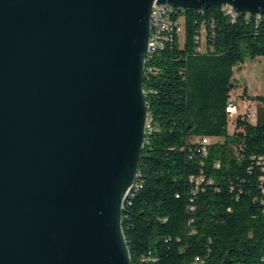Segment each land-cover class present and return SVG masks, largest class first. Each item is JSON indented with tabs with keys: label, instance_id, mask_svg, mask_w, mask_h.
I'll list each match as a JSON object with an SVG mask.
<instances>
[{
	"label": "water",
	"instance_id": "water-1",
	"mask_svg": "<svg viewBox=\"0 0 264 264\" xmlns=\"http://www.w3.org/2000/svg\"><path fill=\"white\" fill-rule=\"evenodd\" d=\"M155 3L264 15V0H0V264H132Z\"/></svg>",
	"mask_w": 264,
	"mask_h": 264
},
{
	"label": "trees",
	"instance_id": "trees-1",
	"mask_svg": "<svg viewBox=\"0 0 264 264\" xmlns=\"http://www.w3.org/2000/svg\"><path fill=\"white\" fill-rule=\"evenodd\" d=\"M171 21L182 31L146 62V138L123 209L132 264H264V117L228 112L235 68L264 59V15L176 8Z\"/></svg>",
	"mask_w": 264,
	"mask_h": 264
},
{
	"label": "rangeland",
	"instance_id": "rangeland-1",
	"mask_svg": "<svg viewBox=\"0 0 264 264\" xmlns=\"http://www.w3.org/2000/svg\"><path fill=\"white\" fill-rule=\"evenodd\" d=\"M234 77L236 83L234 95L242 99L239 95L243 93L245 88H248L251 97L247 100L246 104L240 102L241 110L244 111L247 107H250L252 114L256 115V118L251 119V122L257 124L264 117V103L254 99L264 96V59L248 58L244 64L235 68ZM232 132L233 126L230 125L229 133Z\"/></svg>",
	"mask_w": 264,
	"mask_h": 264
},
{
	"label": "built area",
	"instance_id": "built-area-1",
	"mask_svg": "<svg viewBox=\"0 0 264 264\" xmlns=\"http://www.w3.org/2000/svg\"><path fill=\"white\" fill-rule=\"evenodd\" d=\"M227 11L232 16L238 14L230 6H227ZM173 12L174 10L165 9L159 10V13H156V27H153V31L149 41L152 42V49H148V55H152V53L157 51L159 48H163L165 46V43L173 38L175 29V33H180L182 31L181 26L178 25L174 27L171 21V15ZM240 102L246 104L247 101H243V99H239L235 96H232L228 101V112L230 113L231 118H234L240 112L247 111L250 121L251 119H255L256 115L252 114L250 107H247L244 111L241 110ZM208 142V139L204 140V144H207Z\"/></svg>",
	"mask_w": 264,
	"mask_h": 264
},
{
	"label": "bare ground",
	"instance_id": "bare-ground-1",
	"mask_svg": "<svg viewBox=\"0 0 264 264\" xmlns=\"http://www.w3.org/2000/svg\"><path fill=\"white\" fill-rule=\"evenodd\" d=\"M165 9L175 10L176 8L171 5H158L156 3L154 4L151 13V34L153 31V27H156V13H159V10H165ZM148 49H152V42H149ZM146 62H147V58H146Z\"/></svg>",
	"mask_w": 264,
	"mask_h": 264
}]
</instances>
